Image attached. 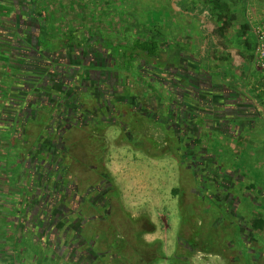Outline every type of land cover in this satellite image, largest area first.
Masks as SVG:
<instances>
[{"label":"rangeland","instance_id":"rangeland-1","mask_svg":"<svg viewBox=\"0 0 264 264\" xmlns=\"http://www.w3.org/2000/svg\"><path fill=\"white\" fill-rule=\"evenodd\" d=\"M48 1L52 0H31L30 2L31 9H29V11L32 12V9H36L35 16L36 18H38L39 24L47 23L41 17L44 16V10H46L45 3H48ZM78 1L79 0H70L72 7L64 8L62 4H68V0H54V12L51 13V16H53L54 18L57 17L59 18V20L60 18L62 19V13L60 14L61 8L66 9L68 15H73L74 5H77ZM0 3H2V0H0ZM130 4H132V7L136 9L132 10L133 15H135L136 17L138 15L141 16L143 12L141 10L142 6H136H138L139 4H143L145 6L147 5L148 7L146 10L149 11L151 19L155 16V22L153 23L151 21V23L157 27H160V25H162L163 30L169 27V23L171 21L170 17H168L167 20L161 23L160 21L163 12L161 13V10L159 8L157 9L156 6L152 5L148 0H139L136 3L130 2ZM7 8L8 6L4 7L0 5V17H4L0 19V81L1 79L5 80L7 78V75L10 74V72L7 71V67L11 65V62H14L17 58L16 62L13 63L16 64L18 62V58L21 57L15 46V43L17 42L16 39H18L17 36H19L18 30H20L21 28L19 26H16L15 22L12 21L15 20V17H7V14H5L8 10ZM253 9L254 6L251 7V5H249V7L246 8L245 11L246 18L249 22L250 20L258 19L264 11L263 10L257 12ZM71 19L74 20V17H71ZM59 20L57 21V23L59 22ZM53 23H51V27L53 26ZM54 33L55 32H53V34ZM58 35L64 36L63 33ZM105 35L106 33L103 32V37ZM107 35H109V33H107ZM112 35L113 34L106 37L109 45H112L113 42V38L111 37ZM115 37H117V35H115ZM246 37L252 44H254L255 48L256 37L254 36L252 31L248 32ZM124 38L126 37L120 38V40ZM133 38L134 36H132L131 39H127L130 45H127L126 47L118 46L112 48L111 51L113 52V54L116 56L117 53H119V49L126 54L135 52L134 42L136 40L133 41ZM233 39L234 41H238V35H235ZM41 42L44 44L45 48L51 45V42L45 39L41 40ZM28 49L29 48L26 47L24 51ZM216 49L218 51V48ZM4 52L8 53V57H2ZM129 57L130 56H128L127 58V64L131 62V59H129ZM123 63L124 65H126V62ZM130 66L135 67L134 64ZM114 67L116 71H119L122 70L125 66L117 64ZM225 73H227L228 75L233 74L231 71L227 72V70L225 71ZM122 74H124V72H122ZM134 74L135 75H131V80H127L131 82L132 85H134L131 90L132 94L134 93V95H137L138 97L142 96L143 98L147 93H149V96H153L155 91L153 87L150 86L151 84H148V87L144 86L146 84L144 83L145 81L143 82V79L138 77L136 73ZM248 75L250 76V78L249 80H247V82L244 83L252 84L254 87H256L255 89H253V93L255 94V92L257 91L258 100L264 103V86L262 85L263 74L257 71L254 66L252 67L250 65ZM157 88L159 87L157 86ZM157 96L160 99L159 92H157ZM4 103L2 105L4 108V112L11 114V105H5ZM1 108L2 107L0 105V111ZM135 119H138V117L136 116ZM134 120L132 123L133 127H127V130L124 132L122 131L118 133L114 132L113 129H111L109 130V133L103 135L105 139L104 142L107 147V150L103 155L105 156V160H107V166L120 193L124 210L133 219L147 216L152 220L158 232L155 235L148 236L146 242L152 243L155 240H160L159 238L161 237L164 238V244L167 249L166 254L170 258H172L174 254L179 255V257H182V255H184L182 254V252H184L183 245H185V242H187L192 237V231L196 230L197 224L201 223L203 224V239H195V241H197L196 244L199 246L196 248H199V250H201L202 247H204L201 241H205V244L210 243L211 247H215L216 243L214 244L212 241L214 237L212 228L218 226L215 225L217 222L213 219L211 220L207 216H204V218L201 217V215L207 209V206L209 210L211 209V206H213V204L208 201V199L200 202L199 197L201 196V188L198 187L196 178H194L193 176H188L189 171L185 168V166L179 164V161L177 162V160H174V158L176 159V157L174 156L176 154V147L180 148V145L176 143V140L172 135L173 133H171V130H168L167 132V129H165L163 126L146 119H143V122L141 121L140 125L142 126V128L138 131V129L135 128L136 126L134 124ZM3 130V128L0 129V264H38V260L41 262L43 260V264H45L46 259L44 258V256L52 259L55 254H63L64 248L53 247L51 242L46 243L47 246H44V243L40 240L35 241L34 237H32L33 239L28 238L31 235L30 227H38L40 230L39 232L41 233H43V231H49L51 230L53 221L55 222V218L57 219L58 216H55L54 219H50V217H44V219H42L41 217L43 213H45L47 216L48 214L51 216V212H47V208L40 205V202L43 201L44 189L43 187H39V184L42 183V170H33L32 165H30L32 164L33 159H30L31 163L29 162L30 167H28V171L31 172L29 174V177L24 175L25 167L21 168L17 173L10 172L11 168L10 165L7 164V162H16L24 165L26 154H24V151H20V158L14 157L16 151H12V154H10L7 143L8 141L1 136V132ZM88 131L89 129H86L84 133L80 132L79 134H75V137H77V139L79 140L77 142L75 154L85 166H88L92 163V154H94L92 152H94L97 147L99 148L98 144H95L94 142L92 143V141H90L91 135L93 134H89ZM30 132L31 131L28 130V134L30 136L27 141L28 144L24 145L21 148L23 150L26 149L25 151L28 152L30 150H33V148L36 150V148L40 144H42L41 140L43 141L44 137H47V135L41 133V137L37 138L35 137V134L32 133V135L30 134ZM204 133L200 134L203 140V144L207 146L208 151L216 157L219 167H222L224 172L226 170H229L230 172L238 174L237 172L240 170V174L242 175V171H244V174L247 173V179H251L256 184L258 183L261 186L259 192L249 190L251 191L250 194H252L254 198L258 196V203L260 204L261 208L260 212H257L256 207L252 208L251 205H247L251 208L250 210H252V212L247 215V223L249 225H252L254 220H256L257 218H264V199L262 198V196L264 195V115L263 118L258 120L257 127L252 132V139L255 144H252L248 137V141L246 142H248L249 144L248 146H246V150L244 149L245 146L242 145V141H238L240 142V144L235 145L231 141L227 142V140L225 138H222V136H218L216 134L209 136L207 133ZM47 134H49V132H47ZM98 137L100 138L101 136L97 135V138ZM130 139H140L143 140L142 142H147L145 143L146 145H139L142 146L143 149L136 148L129 144ZM151 140L156 142L158 145L153 146ZM15 142H17V140ZM166 144H169L174 152H168V146ZM232 146L235 147L234 150H237L239 152H236L234 150H232L231 152H226L230 147L232 148ZM145 150H150L152 152H150L151 154L155 156L157 155V157L160 158L158 159V162L154 164L151 160H149V154ZM242 151L244 155L240 153ZM250 153L252 154V158H248V155ZM31 156H33V154ZM162 157H164V159ZM160 160H162V162H160ZM149 164L152 166H150ZM245 167L247 169H245ZM145 170H153L151 171V174L158 176V179L161 180V183H163L162 189L159 187L163 192L152 189L153 184H158L156 183L155 178L147 175ZM155 170L158 171L155 172ZM149 186L151 188H148ZM243 186H249V183L245 184L244 182H242L239 185L235 184L234 192L239 195V193H242ZM173 189L175 190L171 194V191ZM156 195L159 196V198H156ZM173 199L174 201H172ZM172 202L173 205H171ZM190 215H193V217H190ZM5 222L8 225H14V229L17 230L18 240L28 238L30 241H34L35 244L37 243V245H40L41 257L39 255L37 256L35 254H31L29 248L26 249L24 246L19 247L17 250H14L12 244H7L4 233L10 229ZM114 222L119 225L116 221ZM119 229L120 231H122L123 227L122 229ZM125 233H129L128 227L127 231L118 234V236L122 237ZM255 233L257 239H259V241L262 243H260L259 252H262L261 254H264V229L258 232L256 231ZM57 235L60 237V239L61 237H63L62 232L57 233ZM71 242L76 244L75 240L73 241V239ZM237 244L239 247L242 245H240L239 243ZM199 250H195L192 254L191 264H212V261L214 259H218L219 264L226 263L215 256H213V258H209L208 260L206 258L199 257V253H203ZM221 251L223 253H226V249L224 247L221 248ZM25 254H28L29 256L25 257ZM227 255H229L228 260H230V262H227V264H234V260L237 259V254L235 252H231ZM164 262L166 263L168 262V260H158L154 264H164ZM167 264H175V262L170 260Z\"/></svg>","mask_w":264,"mask_h":264},{"label":"crops","instance_id":"crops-1","mask_svg":"<svg viewBox=\"0 0 264 264\" xmlns=\"http://www.w3.org/2000/svg\"><path fill=\"white\" fill-rule=\"evenodd\" d=\"M137 1L139 0H79L78 4L74 5L73 15H68V12L64 9L72 7L70 0H68V4H62L64 7L60 10L62 19L60 18L59 20V18L51 16V13L54 12V0H52L45 3L46 10H44V16L41 17L47 22L45 24H39L38 18L34 17L35 15L29 19H27V17H21L20 10H24V7L25 9L27 7V9L30 8V4H24L21 0H11L9 3L2 0L0 5L6 7L8 3L10 5H8L7 9H13L15 13L17 12L15 20L12 21L15 22L16 26L22 29L18 30V34L28 40L27 46L32 44L39 48L41 53L49 54L51 49H53L50 55L53 53H55V55H64L67 47L60 45L64 39L69 38L71 33H74L76 38H78L76 41L78 46H74V49H77L75 55L78 54L79 48L81 47L88 48V46H91L97 48V46H101V53L106 57L108 56L105 58L102 57V54L100 55L102 57L100 62H104L107 65H102L101 69L110 71V73L115 72V75L122 74L124 68L119 71L114 69L116 61H114L112 56L110 57V55L113 54L111 51L112 48L130 45L127 39H131L132 36H134L133 41L138 39L143 43L151 39L154 35L160 36L162 38L160 39V45L162 47L160 53L162 54L160 57L156 58L145 56L146 61L142 62V64H144V70H146L145 74L151 76L149 70H153V66H158V64H163L164 66V64H166L165 67L161 68L160 65L158 68H165L171 72H176V76L173 79H160V81L148 79L147 75H145L146 78L144 76V78L140 77L143 79V82L145 81L144 83H146L144 86L148 87V84H151L150 86L153 87L154 91L160 93V99L157 96V92H154L153 96H149V93L145 94L144 98L139 96L140 102L148 109L147 112H154L161 116L175 113V110H179L183 107V99L181 98H184L186 94L188 95L187 101L198 105L202 103V106L206 107V110L216 114L214 117L210 118V126L205 128V133L209 136L214 134L222 136L227 142L231 141L235 145L240 144L238 141H242L245 150L247 149L246 146L249 144L246 142L248 141V137L251 143L255 144L252 139V132L257 127L258 120L263 118L264 103L258 100L257 91L255 94L253 93V89L256 87L252 84L244 83L249 80L250 76L248 75V71L250 65L252 67L253 65L252 62L246 63L245 59L241 56L239 41H234L233 39L242 26L241 15L235 26L223 37L219 33L220 24L212 15L213 8L219 4L218 0H148L152 5L156 6L157 9L159 8L161 13L163 12L161 23L170 17L171 21L169 27L163 30L162 25L157 27L151 23V21L153 23L155 22V16L151 19L149 11L146 10L148 7L147 5L139 4L136 6H142L141 10L143 12L141 16L138 15L136 17L133 15L132 10L135 8L132 7L130 2L136 3ZM227 1L231 4H239V8L243 7V2H246H242L241 0H223V3ZM249 5H251V7L254 6V11L260 12L264 10V0H248V4H246L245 8H248ZM234 8L238 10V5L234 6ZM32 10L34 13L36 9ZM71 17H74V20H72ZM2 18L4 17H0V19ZM58 20L59 22L57 23ZM51 23H53L52 27ZM53 32H55L54 34L56 35H54ZM103 32L106 33L104 36L105 38L113 34L111 36L113 38L112 45H109L107 38V43H104L105 38L103 37ZM61 33H63L64 36L58 35ZM107 33H109V35H107ZM115 35H117V37H115ZM123 37L126 38L120 40V38ZM43 39H50L51 45L47 48H45V46L43 47L42 44L39 43V40ZM85 39H89V41L86 42ZM98 40H100L99 45L97 43ZM101 40H103V42ZM216 48H218L217 53H215ZM139 51L140 50H138V52ZM25 52L28 51L26 50ZM119 54L121 58H124L123 55L125 53L120 51ZM67 55H69L68 52L66 53V56ZM224 56L227 57V59H225ZM77 59L80 64V60L82 59ZM122 62V59H119L117 64L122 65ZM109 65H111V68H108ZM82 67L83 66L73 69L76 70L74 74L75 77L78 78L77 83L75 82L70 85L68 91H66V87L63 88V91H66L67 101H70L67 92L71 93L75 90V92L77 91L79 93L84 87L90 88L91 90L94 89L91 86L92 82L89 81V79H84L85 75H82L84 73ZM96 70L98 71V69ZM226 70L227 72L231 71L233 74L228 75L225 73ZM81 75L86 86H82L80 83L79 79ZM123 75L131 80V75L135 74L125 72ZM117 78L119 79V77ZM120 81L122 82H113L112 87L120 86L121 89H126L129 92L132 90L134 85H132L131 82L125 81V78L120 79ZM93 83L97 89L96 83ZM157 86L159 88H157ZM105 87L107 86L103 85V88ZM96 91L98 95L102 93L99 90ZM116 91L117 90L114 92ZM60 94L61 95H55V97L57 96L58 99L64 96L63 93ZM204 94L209 95V97L215 94L221 95V100H223V102L214 104V101L207 98L208 96ZM179 96L181 97L180 99ZM200 96H203V98H200ZM204 96L206 97L204 98ZM36 99L42 102L45 100L42 96L36 97ZM80 102L81 101H79V103ZM52 121L53 120L48 121L47 119L44 123L33 121V123L29 125L28 130L31 131L30 134H35L37 138L41 137V133L48 135L44 131L46 127L45 124H53ZM75 134L76 131L73 132L72 136L75 137ZM234 149L235 147L232 146V148L230 147L226 152H231ZM234 151L239 152L237 150ZM240 153L244 155L243 151ZM148 156L149 160L154 164L160 159L158 157ZM248 156V158H252L251 153ZM164 157L162 158L164 159ZM162 160H160V162H162ZM245 169L247 168L245 167ZM151 171L153 170H145L147 175L155 178L158 184H153L152 189L163 192L160 190V188L162 189L163 187V183H161L157 175H152ZM156 171L158 170H155V172ZM242 172V175L240 174V170L237 172L240 174L238 175L240 182H244L245 184L249 183L248 187L250 188L255 182L251 179H247V173L244 174V171ZM27 173V170H25V176H27ZM148 188L151 187L149 186ZM175 189L171 191V194ZM260 189L261 186L258 184L257 188L252 189V191L259 192ZM156 198H159V196L156 195ZM172 201H174V199ZM171 205H173V202ZM157 232L158 230L155 234H157ZM159 239L164 244V238L161 237ZM165 249L166 246L164 244V253L168 257L166 254L167 249ZM199 257L206 258L207 260L213 258V256L205 255L204 253H199ZM168 262H164V264ZM212 264H219L218 259H214Z\"/></svg>","mask_w":264,"mask_h":264},{"label":"flooded vegetation","instance_id":"flooded-vegetation-1","mask_svg":"<svg viewBox=\"0 0 264 264\" xmlns=\"http://www.w3.org/2000/svg\"><path fill=\"white\" fill-rule=\"evenodd\" d=\"M101 41L103 42V40ZM97 43L99 45V40ZM101 54V46L92 49L81 47L75 58L82 59L80 65L85 68L87 65L100 64V60L104 57V54H102V57ZM109 67L111 68V65ZM153 74L154 72H151V76ZM109 75L110 81L107 82V79L101 80L105 82L103 85L107 87L101 88L100 82L93 80L91 81L93 91L84 87L79 93L77 92L81 102L75 106L73 111H67L68 117L64 125L54 128V131L52 130L51 134L45 136L43 143L33 151L32 168L35 171L42 170L44 173L41 176L42 183L39 184V187L44 188L43 201L40 202V205L45 206L47 212H51L53 219L58 216L57 219L55 218V222L53 221L51 229L59 230L63 233V236L69 235L72 237L81 254L90 257L93 256L95 247L100 246L107 239L114 240L116 233V223L114 221L118 223L114 217L119 214L123 218H128L129 215L123 208L120 193L103 155L107 150L103 135L109 133L111 129L120 133L126 131L127 127L132 128L133 120L137 116L138 119L134 120V124L138 131L142 128L140 124L143 119L163 126L167 129V132L168 130L172 131L176 143L187 152L185 157L189 162H184L182 157L179 158L177 152L174 155L176 157L174 160L185 166L189 171L188 176L196 178V183L201 188L200 202L208 199L213 204L209 211L207 206L203 215L218 223L217 227L212 228L214 232L212 241L216 244L215 247H211L210 243L205 244V241H201L204 245L203 249L206 251L201 252L205 255L216 256L226 262L225 264L230 262L227 254L231 252L237 254L234 264H264V254L259 252L261 242L257 239L256 233L251 232V225L246 221L247 215L252 212L247 205H251L252 208L256 207V211L260 212L261 206L258 203V196L254 198L250 194L251 191H249L248 186H243L242 193L237 195L234 192L235 184L239 185L241 183L238 175L234 172H224L220 167L214 169L209 160L205 158L207 148H204L203 143L197 145L193 136L205 132L206 127L200 130L191 126L189 114L185 111L187 104H183L179 113H172L165 125L162 124L164 122L162 119L158 121L153 116L146 117L147 113L142 112L141 102L138 101L140 105L138 102L132 103L126 97V94L129 93L128 90L121 89L120 86L112 87L113 82H122L120 81V75H115V72L110 74L108 72ZM84 79H79L82 86H86ZM93 82L96 83L97 89ZM96 90L103 92L98 95ZM115 90L117 91L114 92ZM199 107L201 109V106ZM201 113L200 115L203 114ZM86 129H89V134H93L91 138L89 137L90 141L99 145V148L97 147L92 152L94 153L91 159L93 164L91 163L88 166L83 165L81 160L77 158L75 153L79 140L77 137L72 136L74 131L79 134V132L84 133ZM97 135L101 137L97 138ZM136 140L130 139L129 144L143 149L142 146L135 144ZM166 145L172 149L169 144ZM177 149L178 147H176ZM39 151H41V154ZM216 172L219 174H216ZM262 198L264 199V195ZM45 215V213L41 215L42 219L50 217L49 214L48 216ZM214 215L219 218L214 219ZM222 215L225 220L220 218ZM128 223L129 218L127 225ZM202 225V223L197 224L196 230L192 231V237L185 246L183 245V251L188 258L192 256L194 250H197L194 249L195 242L190 244L189 241L203 239ZM147 230H150L149 226H147V229L145 227L143 231L142 239L145 242L148 236L154 235L157 231ZM103 236H106L107 239ZM237 243L242 245L239 247ZM223 247L226 249L227 254L221 251Z\"/></svg>","mask_w":264,"mask_h":264},{"label":"trees","instance_id":"trees-1","mask_svg":"<svg viewBox=\"0 0 264 264\" xmlns=\"http://www.w3.org/2000/svg\"><path fill=\"white\" fill-rule=\"evenodd\" d=\"M246 1L243 2V7L239 8V4H231L230 2L223 3V0H218L219 4H217L213 10L212 15L214 18H216V21L220 24L219 33L224 37L226 36V33H228L239 21V16L241 15L242 20V26L238 32V41L239 45L241 47V56L245 59L246 63H251L254 58V44L250 42V40L246 37L248 32L251 31V26L246 18L245 15V7L246 4H248V0H241ZM9 3L10 1L7 0ZM24 4H30L31 0H21ZM7 3V6L10 5ZM238 5V10L234 8V6ZM28 8V7H27ZM20 10V16L29 19L30 17H33L36 13H33L29 11V9ZM19 11V10H18ZM239 11V12H238ZM17 13V12H16ZM13 9H8L5 14H7V17H15L17 14ZM36 18V16H34ZM18 39H16V49L18 53L20 54V58H18V62L16 64H13L16 62V59L14 62H11V65L8 68L7 71L10 72V74L7 75V78L4 80L1 79L0 84V105H1V111H0V129H4L1 132V136L5 138L8 142V149L10 150V154H12V151H16V154H14V157L20 158V151H24L26 154L25 157V164L22 165L20 163H14V162H7L8 165H10V172L11 173H17L19 170L23 167L24 169V175L25 170H27V176L31 173L28 171L29 162L30 159H32L33 150L25 151L21 149L24 145L28 144L27 141L29 139L28 134V128L33 121H39L43 122L47 119L53 120L52 123L45 124V133L49 132L51 133L52 130L54 131V128H56L59 125H64L67 116V111L75 109V106L79 104V96H77V91L73 90L69 94V100L66 99V91L70 89V85L77 82L78 78L75 77V69L76 67H80L79 60L75 58L76 50L74 49V46H78L76 41L78 38L74 35V33H71L69 38H66L62 41L60 46L67 47L66 53L68 52L69 55L66 56V53L64 55L53 53L50 55V52L48 53H41L40 49L33 46L32 44L27 46L28 40L24 38L22 35L17 36ZM160 39H162L160 36L154 35L151 39L147 40L146 42H140L139 40H136L134 42L135 46V52L124 54L121 58V55L117 53L115 56L114 54H111L114 61H116V65L118 63L119 59H122V65L125 66L124 70L122 72L127 73H136L138 77H145L144 70V64H142L143 61H146V55L149 58H156L160 57L162 53V47L160 45ZM51 41L50 39L48 40ZM85 41H89V39H85ZM100 41V40H99ZM104 43H107L106 40H104ZM39 43L42 44L44 47V44L39 40ZM29 48L25 52L24 50ZM89 49H92L93 47L88 46ZM9 48V47H7ZM20 48V49H19ZM11 49V48H10ZM21 51H19V50ZM12 50V49H11ZM138 50H140L138 52ZM121 50L119 49V52ZM217 49L215 50V53H217ZM73 53V54H72ZM131 59V62L127 64V58ZM2 57H8V53H3ZM105 58H107L104 55ZM222 58V57H220ZM225 59L227 57L224 56ZM6 59V58H5ZM8 60V59H7ZM88 61V59H87ZM90 61V60H89ZM100 64L95 66H85L84 73L82 75H85V79H89V81L97 80L102 85L101 88H103V84L105 82L101 81L104 79H107V82L110 81V75L108 76V72L110 74V71L102 70V65L107 66L104 62H99ZM135 65V67H131L132 64ZM13 64V65H12ZM114 65V64H113ZM161 65V66H160ZM166 64H158V66L165 67ZM12 66V67H11ZM83 66V65H82ZM158 66H153V70H149V72H154L152 76H148V79H155L157 81H160V79H173L176 76V72H171L168 69H160ZM11 67V68H10ZM98 69V71L96 70ZM156 69V71H155ZM134 70V71H133ZM162 70V71H161ZM121 72V71H120ZM119 72V73H120ZM80 73V72H79ZM144 73V74H143ZM157 75H156V74ZM82 75L80 78H82ZM104 76V77H103ZM158 76V77H157ZM143 77V78H144ZM120 78L126 80H129L126 76L120 73ZM71 81V82H70ZM124 81V82H125ZM126 83V82H125ZM161 84V83H160ZM66 87V91H63V88ZM169 90V89H168ZM63 93L64 96H61L57 99V96L55 95H61L60 93ZM103 92V91H101ZM106 94V93H105ZM40 95V96H39ZM104 95V94H103ZM207 95V94H204ZM44 97V102L37 100L36 97ZM207 98H210L214 101V104L223 102L222 96L220 95H207ZM74 97V98H73ZM126 97L132 102H140L139 98L132 94V92H129L126 94ZM188 95L185 94L184 98L179 96V99H183L182 103L187 104V113L189 114V120L191 123V126L198 129L208 128L211 122H209L211 117H214L215 113L209 112L206 110V107H203L202 105H198L193 102L187 101ZM206 96H204L205 98ZM78 98V99H77ZM200 98H203V96H200ZM2 99V100H1ZM77 101L75 102V100ZM199 100V99H198ZM5 102V103H4ZM138 102V104H139ZM3 103L5 105L10 104L11 105V114H8L4 112ZM137 104V105H138ZM140 105V104H139ZM142 105V112L147 113L146 117L153 116L158 121H164L162 124L165 125L166 121L168 120V117L171 116V114H164L163 116L158 115L154 112H147L148 109L144 106V104L141 102ZM219 105V104H218ZM201 106V109L200 107ZM216 106V105H214ZM71 108V109H70ZM180 110V109H179ZM179 110H175L179 113ZM201 110V111H200ZM181 111V110H180ZM208 111V112H207ZM175 112V113H176ZM203 115H200V113ZM7 114V115H6ZM164 118V120H163ZM169 129V128H168ZM199 130V131H200ZM172 133V131H171ZM202 133V132H201ZM200 133V134H201ZM199 133L195 134L193 136L195 143L197 145L202 144L203 140L201 138V135ZM200 135V136H199ZM199 136V137H198ZM142 138V137H141ZM17 140V142L13 141ZM143 140L137 139L136 145H146L145 143L147 141L142 142ZM152 141V140H151ZM43 143V141H41ZM153 146L158 145L156 142H151ZM204 145V144H203ZM141 147V146H140ZM158 147V146H157ZM204 148H207L205 146ZM150 156L157 157V155L151 154L152 152L150 150H145ZM168 152H174V150L170 149V147L167 148ZM151 152V153H150ZM179 157L184 158V162H187V158L185 157L186 151H184L183 147H180L176 150ZM41 154V151H39ZM205 154V152H204ZM209 162L213 165L214 169H217L219 167L218 161L214 155H212L208 148L206 149V155H205ZM24 157V156H23ZM42 158V157H39ZM189 162V161H188ZM31 163V162H30ZM31 165V164H30ZM222 169V168H221ZM223 170V169H222ZM226 172H230L226 170ZM44 173L42 172V175ZM216 174H219L216 172ZM238 175V174H237ZM258 184H253L250 186L249 190L252 191V189H256ZM209 211V210H208ZM207 211V212H208ZM205 215H201L202 218H204ZM193 217V215H192ZM215 218H219L218 216H213ZM53 218V216H50V219ZM119 223V225L116 224V233L114 240L110 241L106 238V236H103V238H106L104 243H102L100 246H97L93 249L94 254L93 256L88 255H82L79 249L76 247V245L71 242L72 237L63 236L60 237L57 235L59 233V230L51 229L49 231H43V233L39 232L38 227L31 226L30 232L31 235L28 238L34 237L35 241L40 240L44 243V246H47L46 243L51 242L53 247H63L64 252L61 255H54L53 258H48L44 256L46 259L45 264H154L158 260L160 261H174L175 264H191V257L188 258L186 256L185 252H182V257L179 255H175V257L167 258V256L164 253V244L161 240H157L153 243L145 242L142 239V235L144 234V228L147 226L150 227V230L147 231H156L155 224L151 221L150 218L147 216H142L138 219H133L129 215V223L127 225L128 218H124L118 214V216L115 217ZM225 217L222 215V217ZM221 221V220H220ZM219 221V222H220ZM222 222V221H221ZM6 223V222H5ZM121 223V224H120ZM187 223V222H186ZM9 226L10 230H7L4 233V237L7 240V244H12L13 249L17 250L19 247L24 246L26 249L29 248V251L31 254L39 255L40 252V245L35 244L34 241H30L28 238H23L22 240H18L17 237V230L14 229L13 224H7ZM216 226L218 223L215 224ZM123 230L120 231L119 228ZM127 227L129 228V233L124 234V236L120 237L118 234L123 233L124 231H127ZM264 229V218H257L254 220V222L251 225V232H258ZM196 236V235H195ZM194 236V237H195ZM201 236V235H200ZM193 237V238H194ZM33 239V238H32ZM20 241V242H19ZM195 242L194 249H198L196 247H199L196 242L197 241H189ZM188 242H185V244ZM185 246V245H184ZM48 248V247H47ZM202 247L199 251L206 252ZM195 251V250H194ZM212 252V251H207ZM82 255V256H81ZM29 256L28 254L24 255ZM41 257V256H40ZM250 262V259H249ZM38 264H43L42 262L38 260Z\"/></svg>","mask_w":264,"mask_h":264},{"label":"built area","instance_id":"built-area-1","mask_svg":"<svg viewBox=\"0 0 264 264\" xmlns=\"http://www.w3.org/2000/svg\"><path fill=\"white\" fill-rule=\"evenodd\" d=\"M249 23L251 31L256 37L252 65L263 74L262 85L264 86V11L258 19L250 20Z\"/></svg>","mask_w":264,"mask_h":264}]
</instances>
